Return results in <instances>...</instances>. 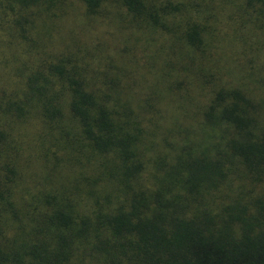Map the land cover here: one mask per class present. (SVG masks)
I'll return each instance as SVG.
<instances>
[{"label": "trees", "instance_id": "16d2710c", "mask_svg": "<svg viewBox=\"0 0 264 264\" xmlns=\"http://www.w3.org/2000/svg\"><path fill=\"white\" fill-rule=\"evenodd\" d=\"M0 264H264V0H0Z\"/></svg>", "mask_w": 264, "mask_h": 264}]
</instances>
